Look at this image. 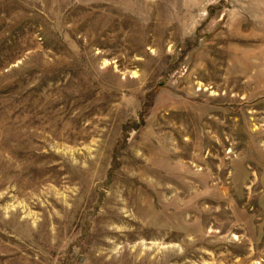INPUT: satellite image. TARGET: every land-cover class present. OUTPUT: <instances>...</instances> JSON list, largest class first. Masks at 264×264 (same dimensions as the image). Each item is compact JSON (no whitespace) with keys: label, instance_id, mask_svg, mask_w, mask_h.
I'll use <instances>...</instances> for the list:
<instances>
[{"label":"rangeland","instance_id":"rangeland-1","mask_svg":"<svg viewBox=\"0 0 264 264\" xmlns=\"http://www.w3.org/2000/svg\"><path fill=\"white\" fill-rule=\"evenodd\" d=\"M0 264H264V0H0Z\"/></svg>","mask_w":264,"mask_h":264}]
</instances>
